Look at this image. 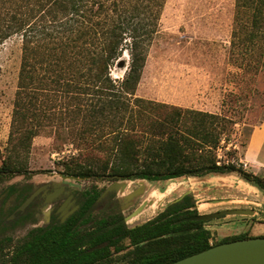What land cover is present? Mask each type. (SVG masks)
Here are the masks:
<instances>
[{"label":"trees","instance_id":"1","mask_svg":"<svg viewBox=\"0 0 264 264\" xmlns=\"http://www.w3.org/2000/svg\"><path fill=\"white\" fill-rule=\"evenodd\" d=\"M165 1L0 0V44L14 35L21 39L0 181L27 175L32 140L46 134L76 148L60 162L73 178L155 181L236 173L264 189V176L243 168L236 148L228 147L231 120L225 115L136 95ZM235 5L237 39L264 43V0ZM124 51L128 64L113 77ZM100 192L92 182L64 221L53 218L8 237L0 246L1 264H164L222 242L264 236L243 232L214 240L191 193L129 226L116 203L93 213Z\"/></svg>","mask_w":264,"mask_h":264},{"label":"rangeland","instance_id":"2","mask_svg":"<svg viewBox=\"0 0 264 264\" xmlns=\"http://www.w3.org/2000/svg\"><path fill=\"white\" fill-rule=\"evenodd\" d=\"M236 14L235 0H166L135 93L225 115L231 120L228 147L236 148L243 168L264 176V133L258 129H264V43L255 41L250 45L237 39ZM20 56L18 35L0 44V164L7 152ZM120 58L123 66L116 63L111 70L113 77H121L128 64L126 51ZM259 141L261 149L257 147ZM225 150H220V155ZM76 153L71 142L40 134L32 140L27 175L17 174L5 180L14 186L23 181L52 180L77 188L93 182L101 190L113 182L64 175L60 162ZM227 157L231 158L224 156ZM241 179L236 173H225L222 177L128 180L115 196L129 226L152 218L169 202L189 192L199 204L200 214L228 208L254 210L253 216L225 215L206 221L214 240L243 232L264 235V189ZM136 190L138 194L133 195ZM101 207L95 206L93 213L101 212ZM38 219L36 225L42 224Z\"/></svg>","mask_w":264,"mask_h":264},{"label":"flooded vegetation","instance_id":"3","mask_svg":"<svg viewBox=\"0 0 264 264\" xmlns=\"http://www.w3.org/2000/svg\"><path fill=\"white\" fill-rule=\"evenodd\" d=\"M5 179L0 181V246L2 243L5 245L11 235L15 238L23 236L27 232L28 222L31 223V227H38L48 224L53 218L64 221L79 209L80 195L87 189V187L77 188L66 182L47 180L39 183L23 181L12 190V184ZM104 190L105 188L101 190L92 204V209L94 210L98 204L102 205L101 210L108 209L114 203L120 209L115 196L116 191L101 195ZM34 192L36 194L33 199L22 207L26 198ZM39 214L43 219L37 218ZM37 219L42 220L43 223L36 225ZM18 233L21 236H18ZM6 249L4 247V250Z\"/></svg>","mask_w":264,"mask_h":264},{"label":"water","instance_id":"4","mask_svg":"<svg viewBox=\"0 0 264 264\" xmlns=\"http://www.w3.org/2000/svg\"><path fill=\"white\" fill-rule=\"evenodd\" d=\"M117 63H118L117 65L120 64L123 66L122 58H119ZM128 180H136V179L114 180L105 188L104 192L101 195H104L109 191L118 192L119 188L122 191L125 187V182H127ZM138 180H146V179H138ZM138 192L139 191L136 190L133 193V195L138 194ZM35 194L36 192L32 193L28 198H26L22 207L27 205L33 199ZM212 201L216 202L220 200H212ZM196 207L198 209L197 204ZM254 213H255L254 210L247 208H228L210 213H202L199 214L198 218L202 220H210L225 215L253 216ZM164 264H264V236H254L249 238H242V239L222 242L210 246L207 249L198 251L196 253L187 255L180 259Z\"/></svg>","mask_w":264,"mask_h":264},{"label":"crops","instance_id":"5","mask_svg":"<svg viewBox=\"0 0 264 264\" xmlns=\"http://www.w3.org/2000/svg\"><path fill=\"white\" fill-rule=\"evenodd\" d=\"M258 129H260L261 131H262V133H264V129H261V128H258ZM257 129V130H258ZM256 130V131H257ZM255 132V131H254ZM253 132V133H254ZM263 135V134H262ZM253 137V134H252V136H251V138ZM251 141V140H250ZM258 149H261V147H262V144H261V141H259V143H258ZM248 154V153H247ZM246 154V155H247ZM251 157H253V156H251ZM255 157V156H254ZM206 175H212V176H214V177H222V175L223 174H218V173H210V174H206ZM184 177H187V178H189V177H196V176H182V177H178V178H174V179H184ZM199 178V177H198ZM241 180H243V179H241ZM243 181H245V180H243ZM213 199V198H212ZM197 205H198V207H199V204L198 203H196ZM203 205V204H202Z\"/></svg>","mask_w":264,"mask_h":264}]
</instances>
